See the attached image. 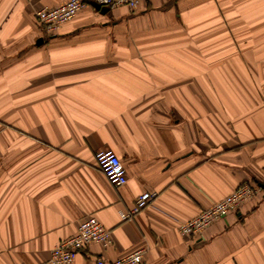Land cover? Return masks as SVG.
Returning <instances> with one entry per match:
<instances>
[{
    "label": "crops",
    "instance_id": "crops-1",
    "mask_svg": "<svg viewBox=\"0 0 264 264\" xmlns=\"http://www.w3.org/2000/svg\"><path fill=\"white\" fill-rule=\"evenodd\" d=\"M66 1L0 0V264H50L91 216L111 243L70 264H264V0L86 7L46 37L35 12ZM244 182L259 191L239 211L179 235Z\"/></svg>",
    "mask_w": 264,
    "mask_h": 264
},
{
    "label": "built area",
    "instance_id": "built-area-1",
    "mask_svg": "<svg viewBox=\"0 0 264 264\" xmlns=\"http://www.w3.org/2000/svg\"><path fill=\"white\" fill-rule=\"evenodd\" d=\"M143 0H93V4L107 10L126 7L135 12ZM85 0H67L57 7H42L35 12V19L46 37L57 33L60 27L72 20L86 7H92ZM95 165L107 181L114 187L126 183V171L118 156L109 149H102L95 153ZM259 191V187L251 182L238 185L230 194L207 208L202 209L188 221L179 223L177 231L181 236H194L202 233L214 222L230 213H236L246 202L250 201ZM154 197V193L144 192L139 195L129 212H119L122 220H130L134 214L144 208ZM111 243L110 232L95 217L82 220L74 235L58 242L50 251V264H70L80 250L91 244H98L103 248ZM143 250L133 251L123 257L110 261L109 264H142ZM96 264H104L99 258Z\"/></svg>",
    "mask_w": 264,
    "mask_h": 264
},
{
    "label": "water",
    "instance_id": "water-1",
    "mask_svg": "<svg viewBox=\"0 0 264 264\" xmlns=\"http://www.w3.org/2000/svg\"><path fill=\"white\" fill-rule=\"evenodd\" d=\"M91 6L95 9V10H97V11H100L101 13H105L106 11H107V9L106 8H103V7H100L99 5H97V4H91ZM41 40H39V42H40Z\"/></svg>",
    "mask_w": 264,
    "mask_h": 264
},
{
    "label": "rangeland",
    "instance_id": "rangeland-1",
    "mask_svg": "<svg viewBox=\"0 0 264 264\" xmlns=\"http://www.w3.org/2000/svg\"><path fill=\"white\" fill-rule=\"evenodd\" d=\"M78 14H79V13H78ZM78 14H77V15H78ZM77 15H76V16H77ZM74 18H75V17H74ZM74 18H73V19H74ZM70 21H71V20H70ZM67 23H68V22H67ZM65 24H66V23H65ZM63 25H64V24H63ZM60 28H61V27H60Z\"/></svg>",
    "mask_w": 264,
    "mask_h": 264
}]
</instances>
